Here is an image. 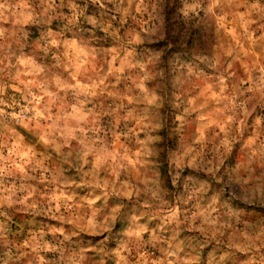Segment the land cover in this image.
Wrapping results in <instances>:
<instances>
[{
    "label": "rangeland",
    "instance_id": "1",
    "mask_svg": "<svg viewBox=\"0 0 264 264\" xmlns=\"http://www.w3.org/2000/svg\"><path fill=\"white\" fill-rule=\"evenodd\" d=\"M0 264H264V0H0Z\"/></svg>",
    "mask_w": 264,
    "mask_h": 264
}]
</instances>
